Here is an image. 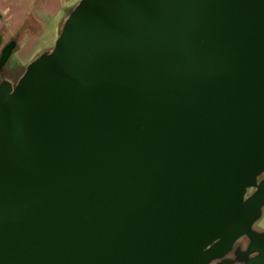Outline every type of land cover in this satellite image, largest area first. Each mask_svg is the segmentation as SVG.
Segmentation results:
<instances>
[{"label":"water","instance_id":"1","mask_svg":"<svg viewBox=\"0 0 264 264\" xmlns=\"http://www.w3.org/2000/svg\"><path fill=\"white\" fill-rule=\"evenodd\" d=\"M262 176L264 0H80L0 83V264H264Z\"/></svg>","mask_w":264,"mask_h":264},{"label":"crops","instance_id":"2","mask_svg":"<svg viewBox=\"0 0 264 264\" xmlns=\"http://www.w3.org/2000/svg\"><path fill=\"white\" fill-rule=\"evenodd\" d=\"M79 1L0 0V56L10 44L15 45L10 57L15 53L17 61L29 57L30 62L50 51Z\"/></svg>","mask_w":264,"mask_h":264},{"label":"rangeland","instance_id":"3","mask_svg":"<svg viewBox=\"0 0 264 264\" xmlns=\"http://www.w3.org/2000/svg\"><path fill=\"white\" fill-rule=\"evenodd\" d=\"M1 58V56H0ZM15 53L9 58L7 64L4 67H0V83L5 80V78H8L12 84H16L18 79L23 75V73L26 70V67L28 64H30L32 61H28L29 57L22 60L17 61L16 60ZM29 62V63H28ZM256 231L258 232H264V214L260 221H258L254 227ZM240 243L242 244L243 241L241 240Z\"/></svg>","mask_w":264,"mask_h":264},{"label":"flooded vegetation","instance_id":"4","mask_svg":"<svg viewBox=\"0 0 264 264\" xmlns=\"http://www.w3.org/2000/svg\"><path fill=\"white\" fill-rule=\"evenodd\" d=\"M264 176H262L260 179H262ZM251 192V191H250ZM243 243H239L234 249V251L229 255V258L234 262V264H243V255L247 251L249 247V243L251 242L249 239L244 238L242 239ZM245 245V248L243 249L242 246ZM243 261V262H242Z\"/></svg>","mask_w":264,"mask_h":264}]
</instances>
